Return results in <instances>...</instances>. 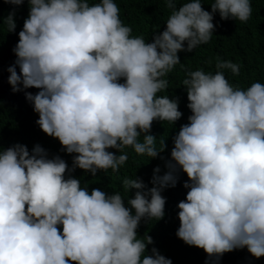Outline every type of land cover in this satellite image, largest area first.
Masks as SVG:
<instances>
[{
    "label": "clouds",
    "instance_id": "9594fccd",
    "mask_svg": "<svg viewBox=\"0 0 264 264\" xmlns=\"http://www.w3.org/2000/svg\"><path fill=\"white\" fill-rule=\"evenodd\" d=\"M3 3L28 5L18 33L15 9L7 16L8 33L18 35L7 68L11 92H24L35 124L58 140L71 166L39 143L29 150L0 142V264H172L148 249L153 237L138 238V229L165 217L162 192L177 186L181 172L187 192L176 205L177 238L203 249L206 264L245 248L264 257V83L234 85L222 70L239 76L240 65L220 57L214 73L185 69L190 115L171 137L168 158L165 140L157 149L152 134L154 122L175 125L183 116L178 97L159 95L174 67L184 68L178 53L211 40L216 13L247 23L251 0H213L211 11L203 0H163L171 13L150 42L132 36L116 0ZM129 147L164 161L167 170L153 169L151 187L124 178L125 191L135 190L125 197L82 186L74 175L118 173Z\"/></svg>",
    "mask_w": 264,
    "mask_h": 264
},
{
    "label": "trees",
    "instance_id": "16d2710c",
    "mask_svg": "<svg viewBox=\"0 0 264 264\" xmlns=\"http://www.w3.org/2000/svg\"><path fill=\"white\" fill-rule=\"evenodd\" d=\"M120 8V18L125 25L132 27V36H143L146 41H151L152 34L156 31H162L165 22L168 19L171 9H169L163 0H116ZM205 10L211 11L210 3L213 0H203ZM180 5L177 4V8ZM252 15L247 23H241L238 20H221L218 13L214 14V24H216L215 33L207 44L199 45L193 52H179L181 62L176 65L171 73L165 79L169 81L167 91L159 95H170V97L179 98V109L182 111V118L175 123L154 122L152 134L156 135V147L161 146V141L165 140L168 148L161 153L166 158L170 155L172 147L171 137L179 130L183 123H187V117L190 110L186 107L187 96L182 81L185 79V69L196 70L203 68L206 72H215L216 58L231 60L240 65V75L233 76L230 70L224 69L225 76L231 83L241 88L250 86L252 82L259 81L264 83V0H251ZM15 9L14 19L16 21V33L22 28L23 19L27 16L28 5L23 4L15 7L3 3L0 0V99L3 100V107L0 108V136L4 146L14 143L26 144L29 150L39 143L48 150L49 155L59 154L71 166V156L61 151L58 140L44 134L35 124L38 114L34 113L31 104L26 100L24 92H11L10 85L7 82L9 73L7 68L15 60L12 48L18 41L16 33H8L7 16L10 11ZM211 60L209 65L207 61ZM18 70V69H17ZM26 91L35 93L38 89L30 88ZM143 140V136L140 137ZM110 151L117 152L115 149ZM124 152L128 154L129 159L121 166L118 173L111 169L105 173L100 171L96 176L84 173L77 169L74 173L81 180V185L87 184L89 189L93 187L101 188L108 192H119L122 196L131 195L127 193L122 186L124 178L136 179V176L151 187V177L153 169L159 165L162 175L167 169L164 167V161L159 157L150 158L147 155H137L132 148H125ZM117 154H119L117 152ZM187 179L186 174H179V182L175 188H168L162 192L167 198L165 205L166 215L163 219L147 222L142 221L138 229V238L144 234L153 237L154 244L148 245L150 250L156 247L158 251L172 260V264H206L207 254L203 249L188 246L175 235L179 227L177 218V203L184 199L187 189L183 188V182ZM147 254V253H146ZM150 254V251L149 253ZM208 264H264V257L256 259L252 257L247 249H238L223 254L219 260L213 259Z\"/></svg>",
    "mask_w": 264,
    "mask_h": 264
}]
</instances>
